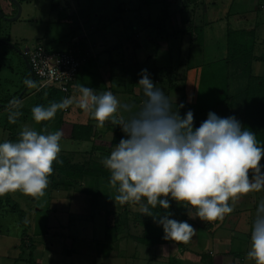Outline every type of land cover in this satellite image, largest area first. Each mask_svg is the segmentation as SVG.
Segmentation results:
<instances>
[{"label":"rangeland","instance_id":"rangeland-1","mask_svg":"<svg viewBox=\"0 0 264 264\" xmlns=\"http://www.w3.org/2000/svg\"><path fill=\"white\" fill-rule=\"evenodd\" d=\"M22 4V14L17 20L11 21L0 16V24L3 30L1 31L0 39V104H12L19 99V97L25 93L27 86L24 87V79L28 78L29 70L25 63L23 57L16 51L12 45L8 44L6 41H10L16 44L17 47L22 50L27 51V49L38 46L41 44L39 38L45 39V42L50 47V45H55V41H59L62 37H66L71 30L73 17L70 20L71 14L77 9V7H83V9L88 6H94V8H100L106 10V16H113L114 13L120 11L118 5L121 2L123 8L126 11L122 13V18L119 21L112 22V26H117L122 24H128L129 30L135 27V32L138 35L128 39V43L122 42V45H126L131 51L134 50L135 53L142 51V43L144 50V59L137 65V68L130 65L126 67V71L122 72L123 75L128 72L127 81L122 84L123 94L121 97V104H131L134 105L133 112L139 108L143 100L142 86L135 84L137 79H133L130 75L140 76L142 69H147L148 72L153 76L154 65L152 63L157 62L158 65L168 66L169 64L175 65L178 72L186 77V91L189 92L188 100L194 102L197 108L205 109L215 103L222 100V95L220 92H224L225 89L223 85L226 84V78L224 76L225 67L222 63V58L225 57L226 49V39L228 33V26L232 29H237L238 27H245L247 29L255 30V40L257 45L255 46L254 52L256 55L264 56V3L260 0H198L196 2H189L187 0H169V16L168 18H163L156 20L158 13L161 8L157 1L148 3L146 0H20ZM262 1V0H261ZM2 4L1 7L7 17H12L15 15V8L10 3L9 0H0ZM159 6V7H158ZM160 8V9H159ZM103 26L112 28L107 24V18L104 17ZM110 20V19H109ZM146 21V22H145ZM145 24H154V26L141 27ZM74 26H76L74 24ZM205 27L204 32V45L201 47L198 44L197 32H194L195 27ZM110 32V31H109ZM9 34L10 40H6V36ZM108 33H104L105 37ZM133 34V33H132ZM131 34V35H132ZM92 35L93 40H97L99 36H103L100 31L98 34ZM68 37V36H67ZM126 38V37H123ZM129 38V36H128ZM139 38V39H138ZM99 40V39H98ZM133 40V41H132ZM76 38L69 36L66 38L67 44H74ZM102 42H105L104 40ZM119 37L117 36L116 28L114 27L109 40L105 42V48H114L118 46ZM124 43V44H123ZM42 44H44L42 42ZM67 44H65L67 46ZM45 45V44H44ZM45 45V47L47 46ZM120 46V45H119ZM136 46V48H135ZM182 49V56H180V49ZM195 51V56L192 60L191 68L187 69L188 63L179 64L181 60L187 59V52L190 48ZM28 47V48H27ZM27 48V49H26ZM98 50L101 51L100 48ZM114 56L113 53H111ZM120 56V55H119ZM121 57V56H120ZM137 58V57H136ZM111 59V58H110ZM24 60V61H23ZM218 61V62H215ZM215 62V63H212ZM172 65L171 69H172ZM176 67H173L176 70ZM253 73L257 75H264V60H256L253 62ZM196 69V71H194ZM118 71V74L120 73ZM194 72V73H193ZM81 73L88 74L85 68ZM181 74V75H182ZM115 74H112V78ZM158 75L159 87L169 100H179L180 93L175 90L169 89V81L166 77ZM152 78V77H151ZM29 79V78H28ZM230 77L231 86L229 91L232 92L235 88L243 89L246 87L247 79H242L240 84H237L239 80H234ZM131 81L135 82L133 91L125 92V90L130 86ZM166 81V82H165ZM114 83V80L111 81ZM138 83V82H137ZM35 87H31L29 91L26 92L24 97L17 102L20 106V110L28 109L34 107L39 101L37 97V92L40 90L39 83L35 82ZM72 89V88H71ZM172 90V91H171ZM115 92V91H114ZM14 97V98H13ZM75 98V99H74ZM73 104L69 106L66 110L58 111L53 119L46 122V126L41 127V122H36L33 119L32 112L28 115H23L20 119L24 120L21 124H18L17 132L22 131L25 127L36 130L39 133L44 134L46 131L55 132L58 130H63V137L60 140L61 151L68 152L72 157L73 162H85L90 161L93 157L95 160H103L105 157L109 156L111 151L116 145H112L115 136V131L125 135L119 125H114L111 119L106 120V125L101 126L98 130L96 125L97 134L92 141L84 140H74L71 138V132L76 123H89L91 118L90 110H83L79 107L77 98L75 95L72 97ZM52 100V99H51ZM51 100H45L44 107H48L51 104ZM174 104L172 103V106ZM10 107L8 106V109ZM120 114L116 113L115 117H129L132 113L125 112L122 108H118ZM6 111V110H5ZM5 111H1L5 112ZM3 116H0V137H2V127L9 118L8 112H5ZM63 118L60 121V117ZM63 116V117H62ZM18 120V119H17ZM21 120V121H22ZM95 120V119H93ZM9 123V122H8ZM96 122H94L95 124ZM109 123V124H108ZM14 124V123H12ZM105 124V123H104ZM103 127V128H102ZM99 132H102L101 134ZM11 137L6 139H13L15 132H12ZM18 135V133L16 134ZM4 136V135H3ZM94 151H92V149ZM88 150V151H87ZM92 151V153L90 152ZM107 151V154L104 152ZM94 152V153H93ZM105 155V156H104ZM56 181L58 185H52L50 181L48 187L44 190L43 195H37L34 200L30 199L27 202L19 201L20 207L24 208L29 204L31 211L28 212L34 215L38 223L37 232L34 235L36 238V247L33 249L34 257L39 260L38 263L43 260L42 264H137L133 260V257L140 258V264H181L182 261L176 257V252L181 251V247L176 244H172L169 249L161 246L162 243H154L152 245H146L140 243L130 237V231L136 232L134 229L126 231L125 228L119 226V221L114 215L107 217L104 210L105 205L108 201L103 197H98V201L94 206L96 210L91 207L90 192L94 193L95 187H93L89 182L91 180H80L74 179L70 185H65L60 183V179L64 177L63 167L56 168L55 171ZM53 175V173H52ZM52 175L50 176L51 178ZM70 180L69 178H67ZM92 181V180H91ZM97 186V182L92 181ZM108 185L106 182H102L98 186L100 192L113 193V187ZM111 189V190H110ZM257 194L264 199V190L256 192H248L247 194H241L238 199L230 200L229 202L234 209L244 211L245 216L255 218L258 198ZM103 198V199H102ZM14 200V199H13ZM103 200V201H102ZM15 202V201H14ZM12 202V204H14ZM136 202V201H135ZM145 200L137 202L138 204L145 203ZM177 204V202H176ZM175 204V205H176ZM180 206H183L180 204ZM185 210H180L181 214L176 219L178 221H187L189 219L190 209L183 206ZM135 210H140V208L132 206ZM91 212H93V218L86 222ZM191 215H195L194 209L190 212ZM17 217L20 219L22 216L18 213ZM75 220V224L69 228L62 226V224L67 223V220ZM26 219V217H25ZM57 219L59 223L57 224ZM115 219H117L115 222ZM199 223L202 221V225H208L207 221H204L197 217ZM23 222H21L22 224ZM61 225V226H60ZM200 226L195 224V226ZM243 225V224H242ZM18 226H22L19 225ZM59 226L61 228H59ZM118 226V227H117ZM110 227H113L111 229ZM49 228L50 233L47 234V229ZM67 228V229H66ZM247 228V227H246ZM207 227L202 228V233L207 231ZM97 240H101L103 243H112L113 249L109 253L98 252ZM77 241L76 243H73ZM243 241V238H241ZM247 245H251L250 237L246 238ZM176 242V241H175ZM178 244V241L176 242ZM201 254L210 252V255H216L215 247L213 249V244L202 243ZM205 244L207 247L205 248ZM22 248L20 252H17L19 259L17 264L24 263V257L30 252L28 243L20 242ZM74 245L75 250H72ZM176 246V247H173ZM210 245V246H209ZM209 247V249H208ZM250 250V248H248ZM217 257L212 258V262ZM237 259V258H236ZM223 260V259H222ZM225 262V259L223 260ZM229 262H227L228 264ZM247 261L243 264H249ZM185 264V263H184ZM253 264V263H251Z\"/></svg>","mask_w":264,"mask_h":264},{"label":"clouds","instance_id":"clouds-1","mask_svg":"<svg viewBox=\"0 0 264 264\" xmlns=\"http://www.w3.org/2000/svg\"><path fill=\"white\" fill-rule=\"evenodd\" d=\"M140 76L137 84L142 86L143 100L134 112V105L120 104L111 91L97 93L83 85L77 103L83 110L91 108V118L101 126L112 118L125 134L101 161L111 173L109 183L117 187L115 199L122 205L145 200L141 213L162 227L165 240L188 242L195 234L191 224L170 218L167 211L155 215L152 209L168 210L170 197L190 209V218L195 209V216L204 221L223 220L234 211L230 200L264 189V165L260 163L264 143L235 116L221 117L209 111L196 127L191 109L181 116L183 103L174 109L147 69ZM23 83L36 86L28 78ZM72 104L73 99L65 97L48 107L36 105L31 109L33 119L51 120ZM118 108L132 114L116 118ZM20 114L11 113L9 122L15 123ZM63 135V130L42 134L25 127L15 142H0V195L16 190L43 195L53 162H59ZM250 241L247 257L264 264V199L257 204Z\"/></svg>","mask_w":264,"mask_h":264},{"label":"trees","instance_id":"trees-1","mask_svg":"<svg viewBox=\"0 0 264 264\" xmlns=\"http://www.w3.org/2000/svg\"><path fill=\"white\" fill-rule=\"evenodd\" d=\"M146 1L148 3L157 1V3L159 4L161 11L158 13L156 20H160L166 17L168 18L169 16L168 11L170 7L169 0H146ZM187 1L196 2L198 0H187ZM260 2L264 3V0L262 1L260 0L258 3V6L260 5ZM122 3L123 2H121L120 5L117 6L118 9H120V11L117 13H114L112 17L110 15L106 16V14L102 15V18L106 17L108 19L107 24H109V26L112 22L121 20L122 13L126 11V8H123ZM0 4L2 3L0 2ZM93 9H95L94 6H88L87 8L82 9L80 12H78V14H80V16H83V17H90ZM128 26L129 25L126 24L124 28V26H122L121 24L120 31L118 32V36L120 38L129 36L128 39H131V37H135L136 35H138V32H135L136 30L135 27H133L132 31H130L129 30L130 28ZM150 26H154V24H149L148 26L147 24H145V26L143 25L141 27L140 31L144 30L143 27H150ZM228 28L229 29L227 33V39H226L225 57L221 59L223 60L222 63L225 67V70L223 73L226 78V84L223 85V88H222V89H225V91L220 92V94L222 95L221 97L222 100L217 102V104L215 103L214 105L202 110V109L197 108L194 102L189 101L188 100L189 92L186 91L187 78L183 77V74L181 73L182 74L181 75L178 72V69L175 65L169 64V65H172L173 67H176V70H174L173 67L171 69V66L169 65L161 66V65H158L157 62L152 63V65H154V68H153L154 72H153V76H151L152 77L151 79L155 83L156 87H159L160 80L157 78L158 75L162 76L161 78H163L164 76L168 79L169 89L175 90L181 95L180 99L177 101L170 100L171 103L174 104L173 108L174 109L178 108V106L181 103H183L184 107L179 108V112L181 116H183L189 109H191L194 113V125L196 127H199L200 123L207 118V113L209 111H213L221 117L235 116L239 121H241V123L246 129L252 130L253 132L256 133V138L259 142L264 143V75L254 74L253 67H252L253 62H255L256 60H264V56L260 57L256 55L254 52L255 46L257 45V42L254 37V34H255L254 29H247L245 27H238L237 29H232L231 26L230 27L228 26ZM2 30L3 28H2V25L0 24V37H1ZM194 32L198 33L197 35L198 44L201 47H203L205 27L203 26L195 27ZM5 39L10 40L9 34L6 36ZM178 48L180 49V56H182V49L180 46ZM189 50L190 52L189 51L187 52L186 61L181 60L178 62V65L185 64L187 62L188 70L192 67V65H194V63H192V60L195 56V51L192 49L191 46ZM26 57H28V55H26ZM215 62H218V61H215ZM215 62H212V63H215ZM194 71H196V69H194ZM230 77H233L234 80H239L237 84H240L242 79L244 78L247 79L246 87L243 89L235 88L232 90V92L229 91V88L231 86ZM28 78L32 79L30 72L28 73ZM131 78H133L134 80L137 79V82H138L141 76H138L136 74L132 76L131 74ZM34 82L38 83L37 77H35ZM137 82L135 83L134 81L133 82L131 81V84L127 88L126 91H129V93L132 92L133 91L132 86L134 85V83L137 84ZM25 86L26 85H24V87ZM28 89H30V87ZM22 95L24 96V94ZM68 95L69 94L62 91L56 85H46V86L41 87L40 90L37 92V97H39L40 99L36 103V105L47 106V105H43L45 104V100L52 99L51 103L59 102L65 97H69ZM23 96H21V99L23 98ZM21 99H19L18 101H20ZM21 108L20 106L14 105V108L8 111L9 115L7 116V118H9L11 113L18 111L19 113H21L17 117V119L19 120L20 116L28 115L29 112H31V109L33 107L20 110ZM59 117L61 121L63 118H61V115H59ZM17 119L14 124L10 123L9 120L6 123V126L8 125V130L10 131V133L12 132H15L16 134L18 133V135L14 134L13 139H10L13 142L18 140L19 133H20V132H17L18 130V120ZM47 121H50V120L42 121L40 126L44 128L46 126ZM95 127H96V124H94V122L92 121H90L89 123H76L71 132L72 133L71 138L74 140L92 141L98 132L96 131L97 127L96 128ZM48 133L50 132L46 131L44 134H48ZM115 133H116L115 134L116 137L113 139V142H112L113 146L119 143L120 139L124 137L123 134L118 133V130H116ZM94 149L95 148H93L92 151H94ZM92 151L90 150L91 153ZM68 154L70 153L60 152L58 154L57 160L59 162L57 161L53 162V175H52L53 178L49 177V183L50 181H52L51 182L52 185L53 184L58 185V182L56 181V177H55L56 175L55 171L57 167L60 168L61 166L63 167V175H64V177L60 179V183L62 184L64 183L65 185H70L74 179L90 180L91 178L92 181L97 182V186L94 182L92 183L91 180L89 182L93 187H95L94 193H91V192L89 193L90 197L92 198L91 208L93 210H96V206H94V204L97 203L98 197L103 196L108 201V203L105 205L104 210H102L101 212L102 213L105 212V215H107V217L108 216L110 217L111 214L114 215L115 218H117L119 221V224H120L119 226H121V228H125L126 231H130L134 229L136 231L135 233L131 231L129 232L130 237H132L134 240H137L140 243H144L146 245H152L154 243L156 244V243L175 242L172 240H165L163 238L164 233H163L162 227L158 226L157 223L154 222L151 216H145L141 213V210H135V208H132V206L140 208L141 204H138L137 202L133 201V202L125 203L122 205L119 201L115 199V197L118 195L117 187H113L109 183L111 173L108 169H106L103 166V164L101 163V160L93 161L92 160L93 157H92V159H90L92 162L85 161L81 163L79 162L76 163L72 161V157ZM104 154H107V151L104 152ZM260 163L264 165V157H262ZM67 178H69L70 180H68ZM102 182H106L108 185H111L114 189L113 193L100 192L98 190V186ZM34 197L35 196H32L31 200H34ZM169 199H170V208L168 210L160 209L159 206H157L156 208L152 209V212L155 215H160V214L162 215L165 213V211H167L171 213L170 218L178 219L179 218L178 216L181 214L180 210H185V209L183 206H180V204L178 203L176 204L175 200H171L170 197ZM13 206L16 207L17 212L20 213V215L22 216L21 220L24 221L26 217L25 209L20 207L19 202H16ZM93 214L94 213L91 212L89 217H85L87 218V220L85 221L86 222L90 221L93 218ZM225 217L228 220H233L236 224H238L239 221L242 224H244L245 221L248 220L247 216H245L244 214V211H240V210H234L232 213L227 214ZM117 219H115L116 224L118 222L116 221ZM59 220L60 219H57L56 221H59ZM68 220H69L68 225H66L67 228L75 224V222H72L75 220L73 219L71 220V218H69ZM253 220L254 219L250 221L251 224L249 228H252ZM60 226L59 228H61ZM62 226H64V224H62ZM110 228L113 229V227H110ZM28 244H30L28 246L30 249V252L27 255L29 264H39L34 257V251H33L37 243H35L33 239L32 240L30 239L28 241ZM96 244H97L96 249L98 250V252H102V253L109 252L110 253L111 250L113 249V245L110 242L103 243L101 240L100 241L97 240ZM178 245L181 248L187 249L188 247L186 242H183V241H178ZM72 250H75L74 245L72 246Z\"/></svg>","mask_w":264,"mask_h":264},{"label":"crops","instance_id":"crops-1","mask_svg":"<svg viewBox=\"0 0 264 264\" xmlns=\"http://www.w3.org/2000/svg\"><path fill=\"white\" fill-rule=\"evenodd\" d=\"M82 9L83 7H77V9L73 11L70 17V20L73 17L72 22L70 21V23H72V27L67 36L76 38L74 44L66 43V38H68L67 36L65 38L62 37L59 41H56V39L52 40L56 43L55 45H50V47L45 42V39L40 37L39 40H41L45 45H47L46 47L51 51L68 50L84 58V64L77 74L75 83L72 85V89L67 92L70 98L74 97L75 95L77 96V98H81L79 93V87L83 85L86 87L93 88L94 91L97 93L111 91L117 97L121 104L122 102L120 95L123 94V91L125 89L123 88L124 86H122V84L127 81L128 72L123 75L120 71H126L125 68L130 65L137 68V65L144 59L143 46L145 47V45L142 43V51L140 52L135 53L134 50L131 51L125 45L129 41L128 36L126 38H120L118 36L121 24L117 26H112V24H110L112 28L105 27L103 26L104 24L101 25V23L103 22L102 15L106 14L105 9H93L90 17L80 16L78 12H80ZM75 14L77 17L75 16ZM74 24L76 26H74ZM114 27L116 28L117 36L119 37L120 46L118 45L114 48H105V42L109 40V37ZM100 31L103 33V36H99L97 40H93L91 37L92 35L90 34L95 35L98 34ZM104 33H108L106 37ZM103 40L105 42H102ZM123 41H126L124 45H122ZM42 42L41 45H44L42 44ZM65 44H67V46ZM98 48H100L101 51L98 50ZM111 53H113L114 56H112ZM85 68L88 71V74L86 75L81 73ZM118 71L120 72L119 74ZM112 74H115L113 78ZM112 80H114V83H111ZM28 88L29 87H27V89L25 90L26 92L30 90ZM126 90L125 92H129ZM23 94L25 95L26 93ZM21 96L19 97V99H21ZM18 100L12 104H0V112L5 110V112H8L10 109L14 108V105L19 106V104L17 103L19 102ZM0 102L2 101L0 100ZM8 106L10 107L9 109ZM5 112L0 113V116H3L5 118ZM117 113L120 114V110H118ZM21 117L22 116H20V118ZM20 118L18 120V124L22 125V122H24V120ZM90 121L96 122L95 124L97 125L98 130H100L101 125L97 120L92 119ZM104 123L105 124L103 125L105 126L107 122L104 121ZM2 129V137H0V142L6 140L8 136L9 138L11 137V134H9L10 131L8 130V125L6 126L5 121ZM99 133L101 134L102 132ZM257 198L259 202L261 200V197L258 194ZM16 199L19 201L27 202V200L30 199V196L24 193L22 190H16L13 192L5 193L4 195H0V264H17V260L19 259L17 252H20L22 248L20 242L28 243L30 239H33L35 243L37 241L34 235L36 234L35 232H37L36 224L38 223V221L32 214H30V218L27 220V218L29 217L28 212L31 211L29 204L23 206V209H25L26 211V219L22 221L20 217L18 218V212L16 210V207L13 206L17 202ZM12 202H14V204H12ZM255 204L253 206L254 208H252L253 210L256 209ZM194 212L196 214L195 209ZM192 216L193 217L191 218L189 216L188 220H191L189 224H191L195 229V234L190 238L188 242H186L188 246L187 249L181 248V251L179 250L178 252H176V257L178 258L177 262H179L180 259L182 261L181 264H227V262H229L228 264H243L247 261L250 262L249 264H255V260L247 257V252L249 251L248 248H250L251 245H247L246 241V238H249L251 235V228L249 227L251 224L250 221L254 219L253 217H247L248 220H246L243 225L240 221L238 222V224H236L233 220H228L225 217V220L223 219L216 221H207V223L209 222L208 225H205L204 223L203 226H201L203 221L199 223L197 217L195 215ZM21 222L23 223L21 224ZM58 222L59 221H57V224ZM68 222L69 220H67V223H65L64 226L68 225ZM18 224L22 226H18ZM195 224H198L200 226H195ZM204 227H207L208 229L206 232L204 231V233H202V228ZM49 233L50 231L48 228L47 234ZM241 238H243V241H241ZM134 242L137 243V240H135ZM202 243L213 244V249L215 247V252H217L216 255L211 256L210 252L207 253L208 251H206L205 254H201L200 250L202 251ZM172 244H176L177 246H179L176 242L162 243L161 246H167V248L169 249ZM173 247L176 246L173 245ZM206 247L207 245L205 244V248ZM213 257L217 258L212 262ZM27 258L28 257H24V263L29 264ZM222 259H225V262ZM39 260L40 258L36 261L39 262ZM133 260L136 261L137 264H140V258L133 257ZM42 263L43 260H41L39 264ZM129 264H131V261L129 262Z\"/></svg>","mask_w":264,"mask_h":264},{"label":"built area","instance_id":"built-area-1","mask_svg":"<svg viewBox=\"0 0 264 264\" xmlns=\"http://www.w3.org/2000/svg\"><path fill=\"white\" fill-rule=\"evenodd\" d=\"M26 54L40 87L56 85L66 93L75 83L77 74L85 61L72 51H51L41 44L33 49L29 48Z\"/></svg>","mask_w":264,"mask_h":264},{"label":"water","instance_id":"water-1","mask_svg":"<svg viewBox=\"0 0 264 264\" xmlns=\"http://www.w3.org/2000/svg\"><path fill=\"white\" fill-rule=\"evenodd\" d=\"M16 7H17V13L16 15L12 16V17H7L0 5V16L7 19V20H11V21H14V20H17L21 17V14H22V4L20 2V0H10ZM1 39V38H0ZM8 44L12 45L14 48H16V50H18L19 54L23 57V59L25 60V63L27 65V68L29 69V72L32 76V80L34 81L35 80V74H34V71L31 67V64L29 62V59L26 57V52L25 50H21L20 48H18L15 44H13L12 42L10 41H6Z\"/></svg>","mask_w":264,"mask_h":264},{"label":"flooded vegetation","instance_id":"flooded-vegetation-1","mask_svg":"<svg viewBox=\"0 0 264 264\" xmlns=\"http://www.w3.org/2000/svg\"><path fill=\"white\" fill-rule=\"evenodd\" d=\"M10 1V0H9ZM21 2V1H20ZM10 3L14 6V8H15V15H16V13H17V7L10 1ZM28 50V49H27Z\"/></svg>","mask_w":264,"mask_h":264}]
</instances>
